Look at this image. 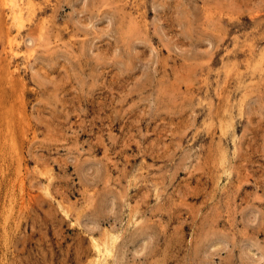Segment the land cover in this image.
I'll return each mask as SVG.
<instances>
[{"label": "rangeland", "instance_id": "obj_1", "mask_svg": "<svg viewBox=\"0 0 264 264\" xmlns=\"http://www.w3.org/2000/svg\"><path fill=\"white\" fill-rule=\"evenodd\" d=\"M106 263L264 264V0H0V264Z\"/></svg>", "mask_w": 264, "mask_h": 264}, {"label": "bare ground", "instance_id": "obj_2", "mask_svg": "<svg viewBox=\"0 0 264 264\" xmlns=\"http://www.w3.org/2000/svg\"><path fill=\"white\" fill-rule=\"evenodd\" d=\"M28 2V1H27ZM20 4V3H19ZM10 11V10H9ZM23 14V13H22ZM41 20H43V19H41ZM39 21V20H38ZM40 23V22H39ZM41 24V23H40ZM40 24H38V28H40L41 26H40ZM43 32V31H42ZM45 32H46V30H45ZM44 33V32H43ZM12 40V39H11ZM10 40V41H11ZM11 48V47H10ZM252 55V54H251ZM247 56V55H246ZM106 246V245H105ZM104 247V246H103ZM107 247H109V245H107ZM107 247H105V248H107ZM102 248V247H101ZM101 251V250H100ZM110 251H112V250H110ZM99 254V253H98ZM100 255V254H99ZM102 256V255H101ZM102 261V260H101ZM96 262V261H95ZM107 262V261H106ZM103 263V262H102ZM108 263H110V262H108ZM108 263H106V264H108Z\"/></svg>", "mask_w": 264, "mask_h": 264}]
</instances>
